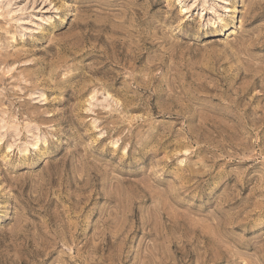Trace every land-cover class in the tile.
I'll use <instances>...</instances> for the list:
<instances>
[{"label": "rangeland", "instance_id": "obj_1", "mask_svg": "<svg viewBox=\"0 0 264 264\" xmlns=\"http://www.w3.org/2000/svg\"><path fill=\"white\" fill-rule=\"evenodd\" d=\"M0 264H264V0H0Z\"/></svg>", "mask_w": 264, "mask_h": 264}]
</instances>
